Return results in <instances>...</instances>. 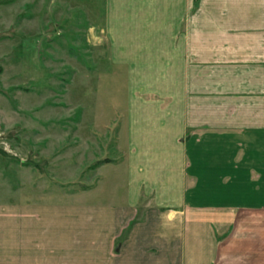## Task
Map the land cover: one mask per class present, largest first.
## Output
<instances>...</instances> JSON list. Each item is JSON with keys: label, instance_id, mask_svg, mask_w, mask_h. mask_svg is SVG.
Returning <instances> with one entry per match:
<instances>
[{"label": "crops", "instance_id": "1", "mask_svg": "<svg viewBox=\"0 0 264 264\" xmlns=\"http://www.w3.org/2000/svg\"><path fill=\"white\" fill-rule=\"evenodd\" d=\"M102 13L126 77V195L0 204V264H264V0H104ZM236 149L252 170L231 175ZM231 176H252L239 194L252 201L210 197Z\"/></svg>", "mask_w": 264, "mask_h": 264}, {"label": "rangeland", "instance_id": "2", "mask_svg": "<svg viewBox=\"0 0 264 264\" xmlns=\"http://www.w3.org/2000/svg\"><path fill=\"white\" fill-rule=\"evenodd\" d=\"M103 3L0 0V204L60 203L90 191L82 186L91 195H126V77L112 71L100 40ZM252 155L228 152L231 175L242 161L252 170ZM105 158L116 162L92 168ZM25 162L40 163L43 173ZM246 180L244 189L231 176L228 195L210 197L252 201L239 195L252 194V176Z\"/></svg>", "mask_w": 264, "mask_h": 264}, {"label": "trees", "instance_id": "3", "mask_svg": "<svg viewBox=\"0 0 264 264\" xmlns=\"http://www.w3.org/2000/svg\"><path fill=\"white\" fill-rule=\"evenodd\" d=\"M117 132H118V130L116 132L114 131L115 135H116ZM113 142L116 143V137H114ZM120 161H121V159H120ZM115 162L116 161H114L113 159H110V158H107L106 159L105 158V159L100 160L95 165H93L92 168L93 169H97V168H100V167L105 166V165L115 164ZM23 166H25V167H32V168L34 167V168H36L38 170L41 169L40 171L43 173L42 166L40 165V163H36V162H25V163H23ZM81 188H83V190H91L92 187L89 188V187H86V186H82Z\"/></svg>", "mask_w": 264, "mask_h": 264}]
</instances>
